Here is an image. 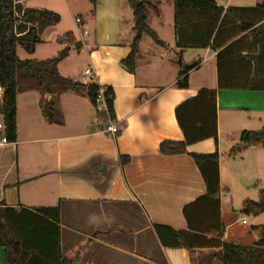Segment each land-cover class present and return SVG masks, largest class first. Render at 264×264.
Wrapping results in <instances>:
<instances>
[{"label": "crops", "instance_id": "0c3cea01", "mask_svg": "<svg viewBox=\"0 0 264 264\" xmlns=\"http://www.w3.org/2000/svg\"><path fill=\"white\" fill-rule=\"evenodd\" d=\"M85 2L86 14L74 18L80 20L75 25L79 44L93 82L112 89L113 118L122 131L112 138L103 133L101 122H93L96 110L83 88L59 93L51 120L35 89L17 88L16 141L0 147V204L14 210L58 208L59 250L74 264H221L220 248H164L153 229L187 230L182 209L206 191L191 155L216 153L224 227L220 242L253 245L264 215L246 216L253 222L251 230L240 229L229 204L235 191L254 187L253 166L263 170L264 146L234 156L229 151L242 132L264 128V91L249 90L254 75L250 57L258 54V47L250 30L240 27L264 23L255 8L262 0H214L224 11H234V17L223 12L214 29L209 15L195 13L183 14L175 28L173 2L137 0L152 9L146 24L163 46L143 34L133 73L120 66L135 37L132 10L124 16L119 0H96V7ZM40 3L22 1L27 8L49 9ZM51 27L43 30L40 43ZM68 35L74 41L73 33ZM194 66L187 88H176L179 71ZM219 78L227 85L223 89ZM200 90L217 93L216 141L189 145L185 154L161 155L162 142L183 141L175 108ZM120 157L127 162L121 164ZM245 201L251 200L242 198L241 207ZM4 261L0 246V264Z\"/></svg>", "mask_w": 264, "mask_h": 264}, {"label": "trees", "instance_id": "16d2710c", "mask_svg": "<svg viewBox=\"0 0 264 264\" xmlns=\"http://www.w3.org/2000/svg\"><path fill=\"white\" fill-rule=\"evenodd\" d=\"M24 0H0V88L3 116L4 136L8 143L16 141V73H30L33 75L37 67L53 65L54 60L35 62L21 61L17 57L16 48L21 46L31 54L34 46L41 42L43 30L57 25L60 17L49 10L27 8L22 5ZM96 6V0H89ZM133 16V30L135 37L130 46L129 55L120 62V66L128 73L134 72L135 57L138 43L143 34L149 36L158 46L163 43L146 24L147 3L137 0H127ZM262 13L264 19V0L255 7ZM225 12L234 17L232 8L223 10L214 0H173L174 26L177 28L183 14L209 15L213 21V29ZM243 31L250 30L249 35L253 45L258 47V54L251 56L253 62V78L249 82L250 91H264V23L256 28L252 25L240 23ZM178 34V32H177ZM67 34L66 39H70ZM191 68H182L177 76L175 87L187 88V74ZM57 79V78H56ZM60 79L70 89L83 88L93 107L96 106L100 88L93 81L69 82ZM227 85L219 78V89ZM104 89V100L109 118H113L112 89ZM49 93V92H47ZM216 91L200 90L196 96L183 102L175 108L176 123L183 135V141H165L159 145V152L163 156L181 155L186 153V147L207 139L217 138L216 126ZM43 112L48 120L54 116L51 108H44ZM101 124L106 120V114L98 115ZM264 146V128L259 131H244L239 136V144L231 148L230 156L241 151ZM205 185V194L182 209L183 218L187 224L186 231H175L170 228L153 225L154 232L164 248L221 250V264H264V227H260L257 242L250 247H240L233 244L221 243L224 227L220 222L219 213V176L218 156L191 155ZM127 158L120 157L121 164ZM241 213L245 216L257 217L264 215V193L259 195L258 202L245 201ZM59 210L40 208L33 211L5 208L0 204V246L4 248V264H74L59 250Z\"/></svg>", "mask_w": 264, "mask_h": 264}, {"label": "rangeland", "instance_id": "374dc122", "mask_svg": "<svg viewBox=\"0 0 264 264\" xmlns=\"http://www.w3.org/2000/svg\"><path fill=\"white\" fill-rule=\"evenodd\" d=\"M38 1H43L40 4H44V6L49 8L47 10L56 13L60 17V21L57 25L50 26L51 29L49 28L42 36L43 42L34 46L31 54H28L23 47L17 46V57L21 61L34 60L35 62H42L54 60V63L46 67H37L33 75L28 72L21 74L20 71H17L16 86L21 90L35 89L41 97L43 107L51 108V106H55L56 104L57 95L64 91L65 88H68L66 86L67 83L60 82L58 78L79 83L78 79L80 74L87 68V60L83 52L84 50H82L83 46L79 44L80 34L75 28L74 18L77 15L86 14L88 5L86 6V0ZM164 1L168 2V4L173 2V0ZM119 3L124 16L125 11L131 13L127 0H119ZM151 10L148 8L145 13L148 22L151 20V14L153 13ZM69 33H73L74 41L64 38ZM75 41L78 43H75ZM43 95H46L44 99ZM259 130H254L253 132ZM256 168L257 166L254 164L253 175L249 174L252 175L251 179L253 180L254 187L244 193L235 191L232 196L233 203L229 204L235 212V216L232 214L231 217L235 218V221H238L237 227H241L240 229L245 228L251 230L250 225L253 222L241 213L242 207L239 201L242 198H248L253 202H258V196L261 192L264 193V167L263 170H257ZM243 221L244 223L242 224ZM246 246L250 247L252 245Z\"/></svg>", "mask_w": 264, "mask_h": 264}, {"label": "built area", "instance_id": "2783aa9c", "mask_svg": "<svg viewBox=\"0 0 264 264\" xmlns=\"http://www.w3.org/2000/svg\"><path fill=\"white\" fill-rule=\"evenodd\" d=\"M74 23L75 25H79L80 24V20L77 18V19H74ZM86 33H83L82 32V35H85ZM94 79V75H93V71L90 69V68H86L83 73H82V76L80 78V81L81 82H86V81H93ZM104 89L103 88H100L99 91H98V97H97V100H96V106L94 107L95 110H96V116L95 118L93 119V122L95 124H100V119L98 117L99 114H106L107 116V120L106 122L103 124V133L112 137V138H115L117 137L121 131H122V126L121 124L116 121L114 118H109L108 116V111H107V106L105 104V100H104ZM2 105V94H1V88H0V107ZM2 114H1V111H0V147L3 146V145H6L8 144L5 136H4V126H3V122H2ZM244 223V221H243Z\"/></svg>", "mask_w": 264, "mask_h": 264}]
</instances>
